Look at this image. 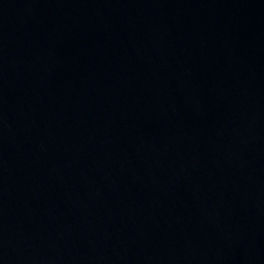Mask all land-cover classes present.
Listing matches in <instances>:
<instances>
[{"label":"water","instance_id":"obj_1","mask_svg":"<svg viewBox=\"0 0 264 264\" xmlns=\"http://www.w3.org/2000/svg\"><path fill=\"white\" fill-rule=\"evenodd\" d=\"M0 264H264V0H0Z\"/></svg>","mask_w":264,"mask_h":264}]
</instances>
